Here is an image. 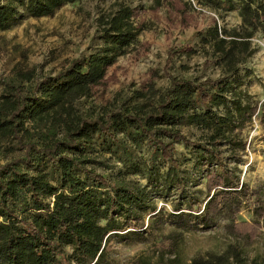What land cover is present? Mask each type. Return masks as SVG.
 <instances>
[{
    "label": "trees",
    "instance_id": "16d2710c",
    "mask_svg": "<svg viewBox=\"0 0 264 264\" xmlns=\"http://www.w3.org/2000/svg\"><path fill=\"white\" fill-rule=\"evenodd\" d=\"M76 1L0 0V31L26 17L53 15ZM202 1L222 11L236 7L235 0ZM241 6L243 33H220L217 25L209 35L195 33L215 50L204 71L221 65L223 73L205 78L169 74L168 88L155 101L72 119V103L104 80L140 32L128 5L101 16L96 36L102 44L96 51L73 58L53 76L17 74L0 105V130L11 132L24 147L22 156L0 157V264H112L109 242L145 236V213L154 208L156 193L173 187L189 193L186 184L192 179L183 174L176 157L180 141L195 149L194 169L204 173L208 195L205 202L189 196L187 210L177 207L169 213L181 229L169 235L171 251L176 252L183 231L208 226L228 210L226 230L238 242L222 253L197 255L191 264H247L245 248L262 224L258 218L238 220L236 214L245 201L262 216L264 200L262 189L242 180L236 166L247 147L243 131L258 111V105L245 101L242 86L249 73L240 69L254 52L252 35L264 31V0H243ZM176 51L169 49V56ZM48 118L64 126L65 138L46 129ZM183 126L201 129L203 138L187 135ZM143 147L144 161L138 157ZM104 152L124 168L97 171L90 165L92 156ZM131 174L148 182L142 184Z\"/></svg>",
    "mask_w": 264,
    "mask_h": 264
},
{
    "label": "rangeland",
    "instance_id": "374dc122",
    "mask_svg": "<svg viewBox=\"0 0 264 264\" xmlns=\"http://www.w3.org/2000/svg\"><path fill=\"white\" fill-rule=\"evenodd\" d=\"M222 11L202 0H77L68 3L53 15L26 17L11 29L0 31V105L18 80L17 74L32 72L37 76L55 75L82 53L99 49L102 40L97 37V27L102 15L114 13L121 5L134 11L132 20L140 31L125 54L118 56L108 68L104 80L93 85L85 95L72 103V119L86 115H103L113 107L143 104L155 101L170 84V75L178 77H218L223 73L221 65H213L204 71L203 64L212 60L215 50L211 42L201 36L212 33L217 25L220 33L242 30L241 5ZM253 54L241 64V73H249L242 89L245 101L258 105L252 122L243 131L247 141L241 161L230 166L238 167L239 174L253 188L262 189L264 200V31L257 30L251 38ZM177 51L169 56V49ZM65 113V111H63ZM54 115V114H53ZM47 119L45 127L59 138L66 137L64 126ZM182 131L193 138H203L202 130L183 126ZM121 136V135H120ZM176 157L181 162L189 193H179L173 187L165 193H156L154 208L145 213V236L140 240L112 239L109 244L112 264H191L197 255L222 253L229 245L238 242L226 230L231 213L224 212L210 225L183 231L176 252L169 244L172 231H181L169 220V213L177 207L187 210L189 196L201 202L207 199L205 177L194 169L197 153L183 142L176 143ZM24 154L23 145L12 135L0 130V157L11 159ZM138 157L147 158V147ZM90 163L97 171H113L124 168L123 164L104 152L92 156ZM225 162V161H224ZM162 172L167 170L161 167ZM194 173V175H193ZM142 184L148 181L141 174H131ZM193 176L194 178H191ZM164 219L162 223L154 218ZM241 221L259 219L262 226L254 241L246 246L247 264L264 263V213H254L245 201L236 214Z\"/></svg>",
    "mask_w": 264,
    "mask_h": 264
}]
</instances>
